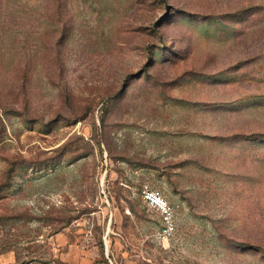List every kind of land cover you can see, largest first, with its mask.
<instances>
[{
  "label": "rangeland",
  "instance_id": "374dc122",
  "mask_svg": "<svg viewBox=\"0 0 264 264\" xmlns=\"http://www.w3.org/2000/svg\"><path fill=\"white\" fill-rule=\"evenodd\" d=\"M0 264H264V0H0Z\"/></svg>",
  "mask_w": 264,
  "mask_h": 264
},
{
  "label": "built area",
  "instance_id": "2783aa9c",
  "mask_svg": "<svg viewBox=\"0 0 264 264\" xmlns=\"http://www.w3.org/2000/svg\"><path fill=\"white\" fill-rule=\"evenodd\" d=\"M141 195L148 209L158 213L161 227L158 229L157 236L165 243L177 229L176 207L159 188L146 186Z\"/></svg>",
  "mask_w": 264,
  "mask_h": 264
},
{
  "label": "trees",
  "instance_id": "16d2710c",
  "mask_svg": "<svg viewBox=\"0 0 264 264\" xmlns=\"http://www.w3.org/2000/svg\"><path fill=\"white\" fill-rule=\"evenodd\" d=\"M141 197H142V195H141ZM70 219H71V215H69L68 218L67 217L66 218H61L60 222L62 221V222L65 223L64 225H67L70 222Z\"/></svg>",
  "mask_w": 264,
  "mask_h": 264
}]
</instances>
